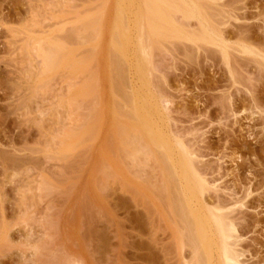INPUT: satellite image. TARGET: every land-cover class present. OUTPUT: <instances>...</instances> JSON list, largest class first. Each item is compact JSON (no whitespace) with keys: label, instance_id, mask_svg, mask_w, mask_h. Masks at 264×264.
<instances>
[{"label":"rangeland","instance_id":"obj_1","mask_svg":"<svg viewBox=\"0 0 264 264\" xmlns=\"http://www.w3.org/2000/svg\"><path fill=\"white\" fill-rule=\"evenodd\" d=\"M183 1L206 16L205 25L221 40L157 38L147 66L149 91L143 93L152 91L165 105L157 124L193 160L207 186L205 208L232 225L229 243L239 262L264 264V0ZM135 5L131 13L141 0ZM117 6L118 0H0V264H187L191 259L184 225L169 209L164 190L168 165L151 156L134 163L135 151L119 144L123 131L133 136L135 123L112 89ZM131 15L124 21L128 28ZM174 18L184 34L198 32L197 19L185 21L180 13ZM91 19L99 41L89 37L91 44L82 45ZM121 30L117 25L115 31ZM74 34L81 56L86 47L95 48L89 52L95 61L89 76L86 68L76 76L68 66L78 40ZM132 40L128 57L120 59L127 76L123 94L132 93L133 84L135 90L142 87L134 76ZM59 43L69 61L53 70L49 65L43 74L45 56ZM90 76V85L99 84L90 91L98 95L85 99ZM77 87L79 99L73 95ZM118 105L117 117L112 107ZM92 113L96 133L91 130L90 140L77 142L76 131L93 120Z\"/></svg>","mask_w":264,"mask_h":264},{"label":"bare ground","instance_id":"obj_2","mask_svg":"<svg viewBox=\"0 0 264 264\" xmlns=\"http://www.w3.org/2000/svg\"><path fill=\"white\" fill-rule=\"evenodd\" d=\"M124 1H126V3L127 2L130 3V6L132 5L133 7L136 3V0L135 1H133V0H118V6H117L118 11L116 12L117 13V19L115 20L116 23H115L114 29L112 31V35H111L112 38L110 37L112 39V45H111L112 50L110 49V51L111 52L113 51V53H114V55H113L114 57L112 60V64H113L112 67L115 69V71H114L115 75L113 76L114 82H112V89H113V87H115V89H113L114 94H115V90L116 91L118 90L117 92L121 93L119 95H118V93L115 95H116V97L119 96V98L123 97V99L120 98L121 106L124 107L122 109L128 110L127 113H128L129 119H131L135 123V125L130 127V129L134 131L133 136L130 135L129 133H127V131L122 132L123 135L121 137L122 138L121 141H119V144L124 145V148L121 147L120 150L122 151V148H123V150L127 149V148H130V150L133 149L132 151H135V152H132L131 153L132 155L130 154V158L134 163L138 161L139 156H142V157L145 156V158L151 156L152 158L155 159V161L158 164H161L163 167L165 164H166L165 165L166 167L168 165V169L165 168V170H164V175L167 176V179L165 180L167 182H166V185L164 184L165 185L164 190L166 189L168 192V198L167 199H168V203H169L168 204L169 209L171 211H173V213L175 215L177 214L178 217L180 218L181 222L183 223L184 231L186 232L185 234H186V237L188 239L187 241L189 242V247H191V249H192V256H191L190 260L188 259L189 261H186L187 264H241L237 258L238 256L235 255V253H234L235 251H233V249H234L233 245L229 243L233 237L232 233L235 232L233 230H232L233 232L231 231V229H233L232 225L229 226L228 223L223 222L225 220L222 219L223 220L222 221L221 217H218L219 218L218 219L217 215L213 214V213H215V211L211 210L213 212H210L209 210H207L205 208L206 207L205 201L203 200L202 196H203V194L206 193V189L204 187L206 185L199 178L200 176L197 174L196 167L193 166L194 163L191 162L193 160L189 159V156L188 157L186 156V153H187V152H185L186 149H183L182 147H180L182 145V143L180 142L181 145L175 143V142H177L175 139L173 142V140H172L173 137L171 136L172 137V139H171L170 136H168L167 133H165V131H162L161 130L162 128L159 127V125L157 124L156 118H158V117L161 118V116H163V113L165 112V107H164L165 105L162 104L163 102L160 99L158 101L157 100L158 98L155 99V97L153 95H151L152 91L149 93H146V94L143 93L145 91L146 92L149 91L147 81L148 80L150 81L151 78L147 79L146 77H147L148 68L150 66L149 62L151 61L150 60V57L152 55L151 49L153 48V45L159 44L157 42L158 40H156L157 38H159V39H171V38L184 37V38L191 40L193 42L200 40V42H207L209 44L210 43L213 44V43H216L217 41L221 40L220 39L221 37L218 34H217V37L219 38V40H217L218 38L213 37V33L209 30L210 27L205 25V22L207 21L206 16L201 17L200 14L203 15V13L200 12V9H199L200 14L196 13L195 9L193 7H191L190 5L189 6L186 5L183 0H160L159 4L158 3L156 4L155 1L153 2L151 0H141V6L142 7L140 6L138 11L134 10L135 12L133 11L132 12L133 14L130 12V9L133 7L125 8L122 6V4H125V3H123ZM138 1H140V0H138ZM137 5H138V3H137ZM138 6H136L137 9H138ZM126 13H129V15H131V14L133 15V21L131 20L133 22V26L131 25L132 26L131 28L130 27L128 28V26L125 25L127 23L124 21H126L127 19H128V23H129V17H128L129 15L127 14L128 16H126ZM178 13L181 14V16L184 18V20L185 19L191 20V18H192V20L197 19L198 24H199V27L197 26L198 32L194 31L193 33L187 32L188 34H184V32H182V30H181V28L183 29L184 27L180 26L179 25L180 23H178L177 19L174 18V17H176V15ZM204 18H205V20H204ZM91 20H89L90 22H88V23H87L88 20H86V23H85L86 27L83 25L85 28L84 29L85 32L83 31V34L82 33L81 34L83 35L82 37L84 39L80 36V39H81L80 42L82 45H83L84 40L86 41L84 43L88 42L87 40H89V37L91 40L90 42H92V43L95 41H97V42L99 41V39L94 38V36L96 37L98 34H97V30L95 29L96 26L94 25V20H92L93 25L90 26V24L92 22ZM185 21H187V20H185ZM97 22H95V24ZM182 22H184V21L182 20ZM176 23H178V24H176ZM209 23L210 22H208V25H209ZM117 25L120 26V28L122 29L121 32L115 31ZM209 26H211V24ZM96 28H98V27H96ZM93 29H94V31H96V33H93L94 32L93 31L92 33L94 35L91 37L92 33L90 31H92ZM86 30H87V32H86ZM98 32H99V29H98ZM213 32L215 33V31H213ZM84 33H86V34H84ZM75 34H76V36L81 35L80 33H78L79 35H77V33H75ZM75 34H74V36H75ZM95 34H97V35H95ZM110 34H111V32H110ZM134 34H135V37L133 36ZM84 35L86 38L84 37ZM74 36H72V37H74ZM76 36H75L74 40L76 38L78 40L77 41L75 40L76 47L74 48L73 53H72L73 59L71 60L70 64H68V66L71 65L73 68L74 74L76 76H78V74L80 72H82V70L84 68H86V70L84 69L85 73H86V71L89 69V67L92 64L94 65L95 61H93L94 59L91 61V56L92 57L94 56V52H92L93 53L92 55H90V53H89L90 48L93 46H91L90 48L86 47V49H84V50H86V52H88V53L85 56H81V51H82L81 50V44L79 42V37H76ZM87 36H88V38H87ZM132 36L134 37L135 40L131 39ZM70 37H71V35H70ZM99 38H100V36H99ZM82 39H83V41H82ZM131 40L135 41L134 45H132V48L134 46V48H133L134 53L132 56L133 57L136 56V57H134V59L136 58L135 59V65H133L134 62L132 63V65L134 66L133 68H135V70H133V71H135V73H136V75L134 74V76H136L138 81L141 82V84H140V82H139V84H140V86L142 85V87L140 89L135 90V87H137V86H135V84H133L135 87L133 86V90L131 89L132 93H131V91L127 90V91H129V93H128L129 95L127 93H125L126 94L125 95V94H123L124 92L121 91L120 88H123L125 90L126 87L124 86V81L127 78V76L125 77V79L123 78L122 71L124 70V68L122 70V66H121L122 63H120V59L122 61L123 59L128 57V54H129L128 48H129V46H131ZM154 41L157 44L154 43ZM160 43H162V42H160ZM196 43H198V42H196ZM87 44L89 45L91 43H87ZM158 46H160V45H158ZM65 48L66 47H64L62 43L52 44V49H51L52 51H48V53H47L48 55H46L45 56L46 58L43 60L44 65H45V67H44L45 70L42 71L43 74H45L44 72L49 70L50 66H52V70H53V69H55V67L57 68L61 64H64V63L67 64V62L69 60L66 61V58L64 57V55H67V53L65 52L66 54L64 53L63 56H61L62 55L61 52L62 51L64 52ZM87 49H89V50H87ZM91 49L94 50L95 48L94 49L91 48ZM133 49H131V50H133ZM49 50H50V46H49ZM131 50H130V53H131ZM153 51L154 50H152V52ZM95 53H96V51H95ZM68 54H69V52H68ZM47 56L48 57L50 56V57L48 58ZM133 57L131 60H134ZM109 58L111 59L110 56H109ZM109 58H107V59H109ZM67 59H68V57H67ZM129 59H130V57H129ZM151 59L153 61V57H151ZM131 60H129V61L131 62ZM124 61H126L125 63H127L128 60H124ZM124 61H123V63H124ZM130 62H128L127 64H129ZM129 65H131V63ZM46 66L47 67L49 66V67L47 68ZM92 66L90 67L91 69H92ZM147 66H148V68H147ZM46 68H47V70H46ZM110 68H111V66H110ZM91 69H89V70H91ZM89 70L87 71V73H89ZM111 70H113V69H111ZM96 71L94 70V72H92V73L95 74V73H97ZM125 72H123V74ZM47 73H49V72H47ZM112 73H113V71H112ZM93 74H92V76H94ZM89 75H90V73L88 74V76ZM126 75H128V74H126ZM92 76H90L91 77L90 81H88V79L86 80V82L87 83L89 82V83L88 84L85 83V85L87 84L86 92H85L86 94H84L85 99L88 98V96H91L94 91H96L94 89H93L92 93L90 91L92 88L91 86H94V88L96 89L95 86L97 85V84L96 85H90V84H92L91 81L94 82V80L92 79ZM95 76H96V74H95ZM129 81H131V80H129ZM96 82L98 83V79ZM136 82H137V80H136ZM127 84H129V83H127ZM136 85H137V83H136ZM129 88H131V86ZM139 90H141L142 92ZM81 94H82V90L77 87L74 90V94H73L74 98L79 99V96ZM94 95L96 96L98 94H96V92H95ZM94 95H92V96H94ZM81 100H83V99H80V101ZM76 101L80 102L79 100H75V102ZM115 101H117V100H115ZM118 104H120V103H118ZM116 105H115V107H116ZM119 106L120 105H118L117 108L112 107L113 114L117 117H118L117 114L119 113V115H120V111H121L120 110L121 106H120V108H118ZM77 108H78V106H77ZM88 111H89V109H88ZM96 114H98L97 110H96ZM121 114H123V113H121ZM124 115H125V112H124ZM89 116L91 117V119H93V117H94L93 113L90 114ZM125 116H127V115H125ZM96 117L97 116H95V118ZM96 119H93L91 121L88 118L87 124L86 125L84 124L86 127L85 128L82 127L81 130L76 131V133H77L75 135L76 140L79 139L80 137H81V139L84 138L83 139L84 142H85V138L87 141L91 139L90 137L87 138V136H90L89 134H90L91 130H92L91 133H93V122L98 121V119L97 120ZM134 123H132V124H134ZM95 127L97 128V126H95ZM126 128H125V130H126ZM170 129H171V127H170ZM94 130L97 131L96 129H94ZM95 133H93V134H95ZM84 134L85 135L88 134V135H86V137H82V135H84ZM111 137H113V136H111ZM69 138H70V136H69ZM81 139H79V141H77V142L82 141ZM93 139H95V137L92 138V140ZM177 145H179V146H177ZM107 146H108V144H107ZM184 147H186V146H184ZM177 148H180V149H177ZM117 149H119V148H117ZM187 151H188V149H187ZM140 163H142V162L140 161ZM172 180H174V183ZM173 186H175L174 187V190H175L174 194L175 195L171 194ZM171 214H172V212H171ZM227 225H228V230L226 227ZM232 247H233V249H232Z\"/></svg>","mask_w":264,"mask_h":264}]
</instances>
